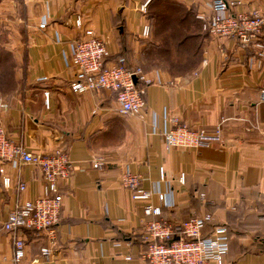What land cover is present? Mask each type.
Wrapping results in <instances>:
<instances>
[{"label": "crops", "instance_id": "crops-1", "mask_svg": "<svg viewBox=\"0 0 264 264\" xmlns=\"http://www.w3.org/2000/svg\"><path fill=\"white\" fill-rule=\"evenodd\" d=\"M171 1L195 15H211L213 0ZM235 1L232 14L257 10L264 17V0ZM145 2L0 0V46L13 54L16 77L28 86L0 97L6 106L0 110L4 133L37 156L62 148L73 163L71 177L58 184V223L51 231L21 233L25 258L19 264H149L146 223L179 225L206 213L213 220L203 235L213 226L229 231L225 264H264V104L259 101L264 60L257 56L264 32L247 45L202 32L195 68L182 74L169 73L164 65L142 68L151 33L140 11ZM77 18L104 42L107 63L122 58L128 68H141L155 81L145 87L141 116L119 114L114 93L70 90L75 74L70 60L82 36ZM172 118L206 133L220 127V141L202 149L168 148L163 135ZM97 159L102 162L95 169ZM3 168L11 183L4 187L0 175V264H14L13 240L3 223L17 204L42 196L44 183L35 167L18 163ZM122 172L139 175L146 190L173 192L174 206L162 208L159 217H146L144 204L121 186ZM152 204L158 205L157 200ZM43 248L49 249L48 256L41 254Z\"/></svg>", "mask_w": 264, "mask_h": 264}, {"label": "built area", "instance_id": "built-area-1", "mask_svg": "<svg viewBox=\"0 0 264 264\" xmlns=\"http://www.w3.org/2000/svg\"><path fill=\"white\" fill-rule=\"evenodd\" d=\"M151 0L140 7L142 13ZM238 4L235 0H213L210 5L211 15H196L201 23L203 33L217 39L237 38L241 44L247 45L255 41L264 32V17L257 10L247 14H232L231 8ZM44 28V24L39 26ZM76 29L82 36L75 41L70 60L74 69V77L69 88L74 93H114L121 115L139 117L145 103L143 100L145 87L154 84L141 68L129 70L124 60L107 63L108 52L104 42L88 28H84L80 18L75 21ZM149 29H143V36L148 37ZM259 46L258 58L264 60V48ZM45 103L48 95L44 93ZM259 101L264 104V90L259 93ZM0 102V110L5 109ZM171 129L164 133V143L168 148L202 149L211 147L220 141V127L214 133H206L191 129L179 123L176 118L170 119ZM101 159L93 161V168H99ZM29 165L41 174L44 187L43 195L17 204L7 215L2 230L10 234L13 240V263L19 264L25 258V244L21 233L32 231L40 233L51 231L58 223L62 195L58 184L68 180L73 171V163L64 149L58 148L48 156H37L26 151L22 146L10 141L0 121V175L4 187H9L11 179L4 174V164ZM161 180H164L161 173ZM178 182L184 185L185 178L180 175ZM142 178L129 172H122L121 186L128 190L131 199L144 204L146 217H159L162 208L174 206L173 192L163 194L156 189L146 190L141 186ZM19 186V191L24 190ZM201 198L204 195H200ZM156 199L158 205L152 204ZM213 217L206 213L179 224L173 225L165 221H150L144 227L143 240L146 244L144 257L149 264H225L229 251V239L225 226L215 227L204 236L205 224ZM179 235L176 238V235ZM43 256L49 255V249H41Z\"/></svg>", "mask_w": 264, "mask_h": 264}, {"label": "trees", "instance_id": "trees-1", "mask_svg": "<svg viewBox=\"0 0 264 264\" xmlns=\"http://www.w3.org/2000/svg\"><path fill=\"white\" fill-rule=\"evenodd\" d=\"M146 17L150 22L151 33L150 38L146 40L148 47L144 49L142 68L147 67L146 69H148L151 67H161L163 66L160 63L162 59L166 60L167 64H170L164 65L167 68L170 67L168 70L169 73L182 74L195 68L201 59V48L203 42L201 23L196 18V15L191 10H187L174 1L151 0L148 4ZM1 50L0 52H3L4 55L5 51L3 49ZM170 50L175 52L176 55L185 53L187 56L193 57V63L183 67L172 65L169 63L170 60L167 56ZM7 54L8 58H0V68L4 70V72L0 74V95L7 87H9V89H13V85L11 86V82L9 80L12 77L11 71L15 69V64L13 57H11L12 55L9 53ZM9 59L10 65H4L6 64L4 62L8 61ZM119 59L122 58H117L115 61H118ZM124 65L126 66L125 60ZM126 68L132 70L127 66ZM211 222L206 223L204 229L210 225ZM215 227L218 226H213L210 229L208 235ZM227 234L230 246V234L228 229ZM178 236L179 235L177 234L176 238Z\"/></svg>", "mask_w": 264, "mask_h": 264}, {"label": "rangeland", "instance_id": "rangeland-1", "mask_svg": "<svg viewBox=\"0 0 264 264\" xmlns=\"http://www.w3.org/2000/svg\"><path fill=\"white\" fill-rule=\"evenodd\" d=\"M147 11H148V7L146 8V15H147ZM4 41H5V43L7 42L5 38H4ZM0 42H3V38H0ZM1 49H3L5 51V53L3 55V52H0V58H8V54L7 53L11 54L12 55L11 57H13V54L10 53L9 50H7V49H5V48L0 46V50ZM167 56L169 57V60H170L169 63H171L172 65H175L177 67H183L185 65L186 66L190 65L191 63H193V60H194L193 57L187 56L185 53H180V54L176 55L175 52H173L172 50H170V52H169V54ZM4 63H6L4 65H10V59L8 61L4 62ZM160 63L162 65H170V64H167L166 60H163V59H162V61ZM14 64H15V69L13 71L9 70V71H11L12 77L10 78V80L8 79L11 82V86L13 85V89H9V87H7L5 89V91L3 93H1L0 97L8 98V97L12 96L14 93H16L18 91H23L26 88L28 89V86L26 84H24L23 79L20 80V78L16 77V72H17L16 70L18 69V65H17L16 60H15ZM175 71H173V72H175ZM2 72H4V70H2L0 68V74ZM22 72H23V69H22Z\"/></svg>", "mask_w": 264, "mask_h": 264}]
</instances>
